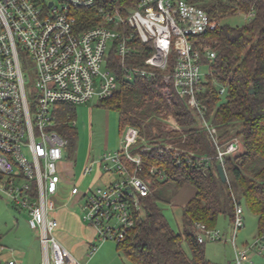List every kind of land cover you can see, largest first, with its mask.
<instances>
[{
    "label": "built area",
    "instance_id": "2783aa9c",
    "mask_svg": "<svg viewBox=\"0 0 264 264\" xmlns=\"http://www.w3.org/2000/svg\"><path fill=\"white\" fill-rule=\"evenodd\" d=\"M194 1L0 0V196L27 213L30 228L39 233L44 264H83L56 237L58 221L52 214L68 150V141L59 132L63 107L109 99L123 82L151 80L173 63V71L163 76L170 88L167 94L173 90L187 99L217 150L214 156H199L164 141L144 140L138 128L122 129L119 149L97 160L100 166L105 163V170L114 169L118 179L83 193L82 218L96 232L89 259L98 252L99 242L121 243L135 230L137 216L143 213L141 199L151 193L150 181L141 176L144 152H171L180 168L187 163L207 167L217 161L225 170L227 156L239 150L238 140L223 143L198 96L204 81L203 60H214L216 53L209 46L195 48L193 39L213 33L224 22ZM90 11L95 15L89 17ZM237 14L246 20L254 16L253 12ZM96 19L97 24L86 26ZM138 45L151 49L145 66L126 65ZM22 52L36 65L34 83L24 71ZM114 58L121 64V75L113 69ZM225 91L220 90L222 95ZM171 120L170 128L179 130ZM71 125L75 127L76 122ZM92 164L85 167L84 176L93 171ZM149 174L160 181L167 179L158 167H152ZM71 194H82L78 185ZM234 202L233 264H244L250 252L264 249V233L246 249L238 247L245 209ZM197 238L202 244L227 241L218 229L203 224L197 226Z\"/></svg>",
    "mask_w": 264,
    "mask_h": 264
},
{
    "label": "trees",
    "instance_id": "16d2710c",
    "mask_svg": "<svg viewBox=\"0 0 264 264\" xmlns=\"http://www.w3.org/2000/svg\"><path fill=\"white\" fill-rule=\"evenodd\" d=\"M194 2L222 21L238 12L254 13L242 26L224 23L213 33L193 39L195 48L209 46L216 53L214 60H203L209 74L201 84L199 99L207 106L209 120L218 128L223 143L238 140L239 150L226 158V183L220 178L217 161L207 167L187 163L180 168L171 152L160 155L152 150L142 154L141 176L150 181L151 193L141 199L143 213L137 216L135 230L126 241L117 243L118 252L133 264H216L207 259L206 243H199L197 226L216 229L220 216L232 221L234 200L257 217L259 235L264 233V0ZM88 14L92 17L95 11ZM89 21L86 26L97 24V19ZM149 55L151 49L138 45L126 65L144 67ZM114 59L113 69L121 75V64ZM172 71L173 63L151 80L123 82L120 90L100 101L99 106L119 114L121 130L138 128L151 143L164 141L199 156L216 155V147L200 127L187 99L173 90L167 94L170 88L163 76ZM223 88L226 91L222 95ZM62 111L59 132L73 154L78 140L77 130L71 125L76 119V106H65ZM170 117L176 120L179 130L167 127ZM152 167L164 170L167 179L160 181L151 176ZM185 186L193 187L196 193L182 208V230L176 232L161 204L174 206L172 201Z\"/></svg>",
    "mask_w": 264,
    "mask_h": 264
},
{
    "label": "rangeland",
    "instance_id": "374dc122",
    "mask_svg": "<svg viewBox=\"0 0 264 264\" xmlns=\"http://www.w3.org/2000/svg\"><path fill=\"white\" fill-rule=\"evenodd\" d=\"M224 23L231 24L234 26H242L246 22L245 16L243 14L232 15L224 19ZM21 62L24 68V71L29 75L30 81L34 83L37 68L35 63L25 54L21 53ZM201 73L203 79L206 78V75L209 74L208 69L202 68ZM28 81V90L32 88L31 82ZM30 82V83H29ZM225 95L222 97L221 101L224 102ZM109 113V119L107 120L106 114ZM119 114L116 111H107L106 109L99 106L97 99H94L86 104L77 105L76 107V125L75 128L78 131V140L75 151L73 153V160L77 161L75 172L70 178L67 175L66 171L63 170L64 181L67 183L66 187L70 190L73 187V184H78L80 186L81 193H84L87 189L88 182L91 180L93 174L97 173V168L94 167L93 171L83 179V172L85 167L89 164V159L93 155L97 159L100 158L102 152L106 151V143L109 140L112 144L114 141L118 140V137L121 133V126L119 121ZM174 119V118H173ZM168 128L171 129V124L168 122ZM175 120V119H174ZM107 121H110V131L107 132ZM176 121V120H175ZM146 140L145 136H142ZM143 143V142H142ZM141 143V144H142ZM182 149L181 147H178ZM186 151L185 149H182ZM108 152V151H106ZM189 152V151H187ZM68 150H65V157H67ZM66 159V158H65ZM83 180V182H82ZM70 181V183L68 182ZM82 182V183H81ZM194 194V189L191 186H185L181 192L180 196L177 199L173 200L174 206L167 204H161L164 214L171 225V227L176 231L180 232L182 230V204L186 198ZM183 199V203L180 202ZM244 207V223L245 226L237 234V245L240 249H246L249 245L253 244L258 238V223L256 216L251 213L245 205ZM17 221L21 223L20 228L14 226V222ZM28 221V215L25 211H19L15 206L7 203L0 196V236H2V244L7 246L6 251H10V248H15L19 250V254L14 256L17 260L23 259L22 253L24 252H34V249L37 251V246H29L26 244L20 245V243L14 241V235L20 233L28 232L27 228L23 226ZM86 225V224H85ZM217 229L221 232L222 235L227 239V241H209L206 242V256L212 262L218 264H228L234 257L233 246L230 242L231 237L233 236V225L232 221L224 216H220ZM98 245H101L96 255L89 259V262H81L83 264H133L125 258L117 250V241L109 240L102 244L100 242ZM185 250L190 253V249L187 243H184ZM5 250V249H4ZM38 252V251H37ZM39 260L41 264H44V259L42 255L41 248L39 250ZM34 255V254H32ZM250 259L244 264H264V249H255L250 252ZM35 260L38 259L35 254ZM30 258H26L29 260Z\"/></svg>",
    "mask_w": 264,
    "mask_h": 264
},
{
    "label": "crops",
    "instance_id": "0c3cea01",
    "mask_svg": "<svg viewBox=\"0 0 264 264\" xmlns=\"http://www.w3.org/2000/svg\"><path fill=\"white\" fill-rule=\"evenodd\" d=\"M77 107V106H76ZM103 108V107H102ZM105 109V108H104ZM107 110V109H106ZM110 111V110H107ZM108 117L107 120L109 119V113L106 114ZM173 119V117H170V120ZM174 120V119H173ZM171 120V121H173ZM76 122V119H75ZM107 132L109 133L111 127H110V121H107ZM168 126V125H167ZM122 131V130H121ZM78 133V131H77ZM120 138H121V133L120 136L118 137V140L114 141L112 144L110 141H107L106 145V151L108 152H115L116 150L119 149L120 147ZM104 150L102 152V156L106 153ZM73 154H70L68 151L67 157L62 163V171H66L67 175L69 178L70 176H73L75 172V167L77 164V161L73 160ZM97 158L95 155L90 157L89 159V164H92L94 162L93 168H97V173L91 178V180L88 182L87 189H97V188H105L114 181L118 179V174L116 171L113 169L111 171H107L104 169V162H102V166L97 162ZM88 164V165H89ZM89 175V174H88ZM87 176L83 175V179H86ZM64 176V175H63ZM70 183V181H68ZM83 182V180H82ZM81 182V183H82ZM67 183L64 181L63 177V182L61 186V192L57 194L53 198V203L55 205V210L52 213L53 216L57 219L58 221V228L55 232L56 237L58 240L70 251V253L78 259L80 262H89L88 258V253L91 249V247L95 244L96 240V232L95 230L89 226L86 222L83 221L82 218V204H83V193L81 195H72L71 194V189L68 190L66 187ZM78 185V184H73ZM79 186V185H78ZM80 188V186H79ZM194 189V188H193ZM85 191V192H86ZM84 192V193H85ZM181 192V191H180ZM180 192L175 196V199H177L178 196H180ZM195 189H194V194L188 198L183 203L182 202V208L185 207L190 200L195 196ZM179 198V197H178ZM174 199V200H175ZM178 200V199H177ZM225 217V216H224ZM227 218V217H225ZM229 219V218H228ZM257 219V217H256ZM230 220V219H229ZM86 224V225H85ZM14 226L20 228L21 223H18L17 221L14 222ZM26 227L28 232H24L23 234H15L14 241L20 243V245L23 246V244L29 245V246H37V251L34 249V252H24L22 253V258L17 260L14 256L19 254V250L15 248H10V251H6L7 246L2 244L5 250L1 251L0 250V264H9L11 261H14L15 264H41L39 260V250L41 247L40 239H39V233L36 230H33L30 228L28 221L26 224L23 226V228ZM217 229V228H216ZM259 231V230H258ZM234 251V250H233ZM34 254V255H32ZM35 254L37 255V258L35 260ZM43 255V254H42ZM30 258L29 260H26V258ZM207 257V256H206ZM209 261H211L209 258H207ZM250 259V257H249ZM233 260H231L228 264H233ZM212 262V261H211ZM215 263V262H213ZM218 264V263H216Z\"/></svg>",
    "mask_w": 264,
    "mask_h": 264
},
{
    "label": "water",
    "instance_id": "95a60500",
    "mask_svg": "<svg viewBox=\"0 0 264 264\" xmlns=\"http://www.w3.org/2000/svg\"><path fill=\"white\" fill-rule=\"evenodd\" d=\"M251 93H253V89H251ZM218 170H219V175H220L222 182L226 183L228 178H227V175H226V172H225L223 166L218 165Z\"/></svg>",
    "mask_w": 264,
    "mask_h": 264
}]
</instances>
